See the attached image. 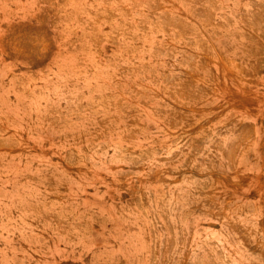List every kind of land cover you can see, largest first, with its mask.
Returning <instances> with one entry per match:
<instances>
[{"label": "rangeland", "instance_id": "obj_1", "mask_svg": "<svg viewBox=\"0 0 264 264\" xmlns=\"http://www.w3.org/2000/svg\"><path fill=\"white\" fill-rule=\"evenodd\" d=\"M263 176L264 0H0V264H264Z\"/></svg>", "mask_w": 264, "mask_h": 264}, {"label": "bare ground", "instance_id": "obj_2", "mask_svg": "<svg viewBox=\"0 0 264 264\" xmlns=\"http://www.w3.org/2000/svg\"><path fill=\"white\" fill-rule=\"evenodd\" d=\"M17 35V34H16ZM19 41V40H18ZM45 44V43H44ZM21 46V45H20ZM5 54V53H4ZM264 177V176H263Z\"/></svg>", "mask_w": 264, "mask_h": 264}]
</instances>
